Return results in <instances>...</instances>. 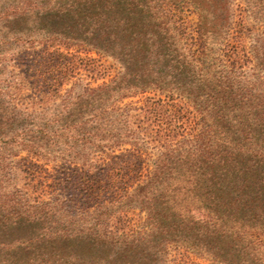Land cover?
<instances>
[{
    "label": "trees",
    "instance_id": "trees-1",
    "mask_svg": "<svg viewBox=\"0 0 264 264\" xmlns=\"http://www.w3.org/2000/svg\"><path fill=\"white\" fill-rule=\"evenodd\" d=\"M231 4L0 0V264H264V0L249 44Z\"/></svg>",
    "mask_w": 264,
    "mask_h": 264
},
{
    "label": "rangeland",
    "instance_id": "rangeland-1",
    "mask_svg": "<svg viewBox=\"0 0 264 264\" xmlns=\"http://www.w3.org/2000/svg\"><path fill=\"white\" fill-rule=\"evenodd\" d=\"M231 5L233 9V15H234V20L237 24L236 27L240 26H245L246 29L244 31V39L245 43L249 44L251 42V37L252 35H255L257 33H261L262 26L259 22H255L253 19V16L251 14L246 13L242 11L243 7V0H231ZM189 20L195 22L196 17L193 14H189ZM63 48V47H62ZM40 49L39 46L36 47V50ZM64 49V48H63ZM77 48H72L71 52H75ZM80 57H89L93 59V64L95 67V73H87V77L84 79L89 80L90 77V84L91 85H98L102 83H107L109 82L112 78L117 77L119 73L121 72L122 68L117 63L115 60H113L111 57L101 54V53H96L94 51H84V50H79ZM255 77L259 79V85H255V91L254 93H259L261 96H263L264 99V73L263 72H256ZM261 103L264 104V101H261ZM183 109L181 110V117L178 119L177 118V125L179 127H182V130L185 131H190L194 132L199 127L203 125L201 121V114H198L195 112L193 107L189 102L183 101ZM180 108V107H179ZM178 110V107L176 108ZM183 113V116H182ZM28 159H26L25 156H23V159L21 157H17L16 159H13L14 162V171L17 176V180L19 185H22L24 183V177H28L27 173L24 174V171H30L33 170L31 166H28ZM37 170V169H36ZM44 170V168H43ZM50 170V169H49ZM45 174L44 172H39L40 175H46L49 176V174H53L54 171H49ZM129 219L131 220L132 225H137L139 224L142 220V215L138 213L136 210L129 211L127 213ZM171 256L169 259L172 260V262H169L168 264H177L179 261H187L192 264H211L209 260H206L204 258L197 257L194 255L191 251H183L181 249H172L169 251ZM176 259V261H175Z\"/></svg>",
    "mask_w": 264,
    "mask_h": 264
}]
</instances>
